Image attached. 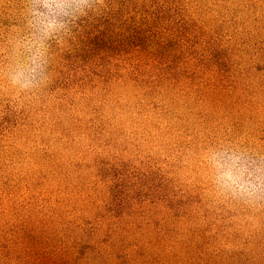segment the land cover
I'll return each mask as SVG.
<instances>
[{
  "label": "rangeland",
  "instance_id": "1",
  "mask_svg": "<svg viewBox=\"0 0 264 264\" xmlns=\"http://www.w3.org/2000/svg\"><path fill=\"white\" fill-rule=\"evenodd\" d=\"M0 264H264V0H0Z\"/></svg>",
  "mask_w": 264,
  "mask_h": 264
},
{
  "label": "clouds",
  "instance_id": "2",
  "mask_svg": "<svg viewBox=\"0 0 264 264\" xmlns=\"http://www.w3.org/2000/svg\"><path fill=\"white\" fill-rule=\"evenodd\" d=\"M45 6H48V5H45ZM52 27H53V25H52L51 23H49V24L46 26L47 29H51Z\"/></svg>",
  "mask_w": 264,
  "mask_h": 264
}]
</instances>
